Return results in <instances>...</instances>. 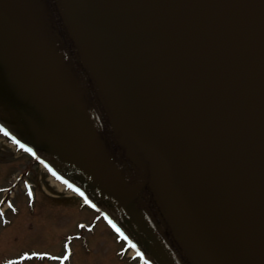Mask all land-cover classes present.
Instances as JSON below:
<instances>
[{
	"label": "water",
	"instance_id": "obj_1",
	"mask_svg": "<svg viewBox=\"0 0 264 264\" xmlns=\"http://www.w3.org/2000/svg\"><path fill=\"white\" fill-rule=\"evenodd\" d=\"M0 122L155 264H264V0H0Z\"/></svg>",
	"mask_w": 264,
	"mask_h": 264
},
{
	"label": "rangeland",
	"instance_id": "obj_2",
	"mask_svg": "<svg viewBox=\"0 0 264 264\" xmlns=\"http://www.w3.org/2000/svg\"><path fill=\"white\" fill-rule=\"evenodd\" d=\"M7 137L0 133V200L5 195L12 197L14 204L23 213L28 212L26 223L27 230L17 233L9 245L0 246V264H18L7 261L8 258L16 256L26 247H39L48 251H57L62 247L58 236L53 235V228L63 229L68 234L78 231L77 223L87 219L93 221L99 228L109 227V239L101 237V233L88 235V243L85 245L77 239L74 242V254L69 264H127L117 257L118 248L112 227L103 216L87 205L82 198L77 197L63 185L53 179L44 167H41L36 159L15 150ZM24 182H31L35 191V200L29 204L30 196L24 187ZM7 189V190H5ZM11 190V191H9ZM8 200V199H7ZM6 205V204H4ZM12 213L13 210L8 211ZM21 212L11 215L12 221H17ZM40 214H43L44 217ZM17 218V219H15ZM44 218H46L44 220ZM83 218V219H82ZM43 219V221H42ZM15 223V222H14ZM44 224L43 227L40 225ZM66 226V227H65ZM3 226L2 228H7ZM101 231V230H99ZM103 232V231H102ZM65 244V243H64ZM17 249H22L17 251ZM62 250V249H61ZM59 251L60 254L62 251ZM127 253H130L129 251ZM126 259V258H124ZM26 264H57L50 258L44 260H30Z\"/></svg>",
	"mask_w": 264,
	"mask_h": 264
},
{
	"label": "flooded vegetation",
	"instance_id": "obj_3",
	"mask_svg": "<svg viewBox=\"0 0 264 264\" xmlns=\"http://www.w3.org/2000/svg\"><path fill=\"white\" fill-rule=\"evenodd\" d=\"M15 210H16V214L19 213V211L21 212L20 216H18V219L15 218V219H17V221L14 220V218L12 221V218H11L12 213L6 212V214H5L6 216H3V218L6 219V221H8L5 226L9 225V227H7V228H1L0 227V246L9 245V243L12 242V237H15L17 233H20L22 231L27 230L28 224L26 223V220H27L26 217L28 216L27 215L28 212L25 211L23 213V211L21 209H18V208H15ZM40 215L42 216V218L44 217L43 214H40ZM45 219L46 218H44V220ZM42 221H43V219H42ZM72 223H71V225H69L67 227L65 226L66 228H63V229L70 228L73 225ZM40 226L43 227L44 224H42ZM95 227H97V226H95L92 223V221H87V219H83V221L77 223L76 229L78 231L70 233V234L65 232L61 227H59V229L53 228V230H52L53 235L58 236L59 242H60V237H62V241H61L62 247L59 248L57 251H50V252L53 254H59L58 252L62 249L61 253L65 254V255H63V257H59V256L55 255L54 259L60 260L63 264H66L69 261V259H72L73 254H74V242L77 239H80V241L86 245L88 243V235H92V234H95L98 232L101 233V237L109 239L108 236L106 235V234L109 235V233H108L109 230L107 231L104 227L103 228L98 227V229L95 231ZM99 230H101V231H99ZM9 246L11 247V245H9ZM19 250H22V249H17V251H19ZM43 250L44 249H42V248L33 246V247L23 248L22 252H24V253L33 252L34 255L36 253V255H38V256H45V254L39 253L40 251H43ZM45 251L49 252L48 250H45ZM16 256H18V255H16ZM135 262L136 261H131L130 264H135ZM24 264H26V263H24Z\"/></svg>",
	"mask_w": 264,
	"mask_h": 264
},
{
	"label": "snow or ice",
	"instance_id": "obj_4",
	"mask_svg": "<svg viewBox=\"0 0 264 264\" xmlns=\"http://www.w3.org/2000/svg\"><path fill=\"white\" fill-rule=\"evenodd\" d=\"M21 147H23V145H21ZM83 227V226H82ZM117 231H119V229H117ZM125 239H126V237H125ZM134 246V245H133Z\"/></svg>",
	"mask_w": 264,
	"mask_h": 264
}]
</instances>
